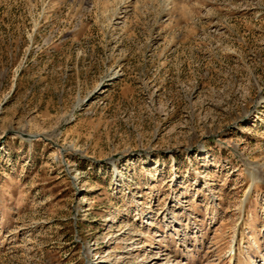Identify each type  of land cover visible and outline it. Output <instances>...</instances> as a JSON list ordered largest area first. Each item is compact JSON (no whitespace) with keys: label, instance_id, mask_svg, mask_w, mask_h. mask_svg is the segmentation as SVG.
<instances>
[{"label":"rangeland","instance_id":"rangeland-1","mask_svg":"<svg viewBox=\"0 0 264 264\" xmlns=\"http://www.w3.org/2000/svg\"><path fill=\"white\" fill-rule=\"evenodd\" d=\"M0 264H264V0H0Z\"/></svg>","mask_w":264,"mask_h":264}]
</instances>
